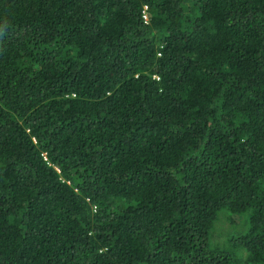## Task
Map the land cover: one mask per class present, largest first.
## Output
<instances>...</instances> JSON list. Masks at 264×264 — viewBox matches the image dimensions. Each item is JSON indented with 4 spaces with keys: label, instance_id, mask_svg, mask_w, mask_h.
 <instances>
[{
    "label": "trees",
    "instance_id": "16d2710c",
    "mask_svg": "<svg viewBox=\"0 0 264 264\" xmlns=\"http://www.w3.org/2000/svg\"><path fill=\"white\" fill-rule=\"evenodd\" d=\"M0 264H264V0H0Z\"/></svg>",
    "mask_w": 264,
    "mask_h": 264
},
{
    "label": "rangeland",
    "instance_id": "374dc122",
    "mask_svg": "<svg viewBox=\"0 0 264 264\" xmlns=\"http://www.w3.org/2000/svg\"><path fill=\"white\" fill-rule=\"evenodd\" d=\"M222 224V222H220L219 223V225H221ZM224 228L226 229V230H230L231 229V227H230V225L228 224V227L226 226V225H224ZM241 226H236V227H233L232 228V230L230 231L231 233H238L240 230H241Z\"/></svg>",
    "mask_w": 264,
    "mask_h": 264
},
{
    "label": "built area",
    "instance_id": "2783aa9c",
    "mask_svg": "<svg viewBox=\"0 0 264 264\" xmlns=\"http://www.w3.org/2000/svg\"><path fill=\"white\" fill-rule=\"evenodd\" d=\"M144 18L146 19V15L144 16Z\"/></svg>",
    "mask_w": 264,
    "mask_h": 264
}]
</instances>
